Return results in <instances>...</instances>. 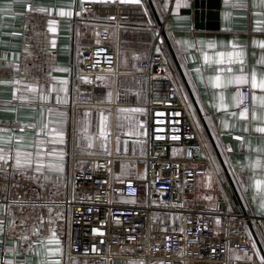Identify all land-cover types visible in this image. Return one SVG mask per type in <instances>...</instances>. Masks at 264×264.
Wrapping results in <instances>:
<instances>
[{"label": "crops", "instance_id": "1", "mask_svg": "<svg viewBox=\"0 0 264 264\" xmlns=\"http://www.w3.org/2000/svg\"><path fill=\"white\" fill-rule=\"evenodd\" d=\"M104 2H119V0H104ZM150 2L141 0L142 4L146 3L148 6L150 23L146 26L121 24L115 27L112 23L100 20L84 17L79 20L76 13L82 11L81 0H0L2 50L0 80L19 81L15 85L0 84V135L14 137L2 146L11 149L10 154L14 155V150L19 146L15 137H22L24 146L34 145L37 139L43 140L45 152L53 148L64 150L66 164V171L59 180L57 179L60 176L59 173L47 169L42 174H36L37 179L32 178V171L25 174H11L12 170L9 169L8 175L0 173V204L29 195L30 197L37 195V205L57 201L51 197L50 191L57 188V191L61 193L62 187L64 193L67 191L65 182H67L69 158L72 154L113 155L123 159L146 156L147 116L145 111H118V109H135L131 104H136L137 98L129 94L123 95L115 100V103L119 105L113 109L111 107L82 108L74 113L70 106L80 46L104 44L100 40L102 34H107L109 41L117 38L118 69L121 71L129 70L133 56L132 50L141 57L148 55L159 27L158 20L163 18L168 5L166 1L161 11L154 9L157 15L155 16L150 8ZM252 2L253 0H230L229 4L225 5L224 0H219L216 29H213L214 27H208L215 23L211 20H204L202 28L196 27L192 16L185 13V10L189 8V0H173L166 20L165 35L184 81L177 72L169 50L165 49V53L175 72L179 95L192 116L204 151L211 161L215 160L219 170L217 174L211 169L197 181V198L213 206L215 197L211 190L217 187L229 204L234 206V211L246 212L257 218L258 223L255 219L252 229L258 245L254 241L251 252L232 254L230 258L261 264L264 260V214L260 213L259 207L264 201V166H262L264 165V133L256 132L254 128L264 127V119L252 121L251 111L255 110L258 116L264 117V106L257 101L253 107L252 102V95H264V90L251 88V74L253 71L256 72L258 82L264 79V63H261L264 59V48L261 47L264 43V8H253ZM86 3L97 2L84 0V4ZM240 3L244 6H238ZM41 8L50 11H39ZM62 8L73 14L60 16L59 11ZM97 11L100 12L99 9ZM49 20L55 21V32L49 31ZM162 42L164 43L163 40ZM209 43H212L214 47L209 48ZM233 45H236L235 49ZM233 50L244 52L243 73L238 61L228 64L225 57V62L217 63L220 59L216 55L218 52L227 53ZM205 56L208 57L207 60ZM228 68L232 71L228 72ZM241 74L245 75L247 83L227 82L230 77L234 80ZM217 76L220 77L219 85H217ZM60 80L68 82L64 86L66 91H57L61 87ZM26 84L35 86L37 92H24L23 95L28 97L26 100L14 98L13 92L24 88ZM242 86L250 88V108L247 118L240 117V109L236 101L235 90ZM132 87L134 91L141 92L143 95L146 90V81L141 77L135 78ZM49 89L54 90L49 92ZM41 90L48 97L47 100H39L38 94ZM16 95L18 97L21 93L16 92ZM57 96L66 102L58 103ZM107 102L111 103L112 97L110 101L107 98ZM193 102L201 116L197 114ZM101 115L106 118L107 153L101 147L99 138ZM128 117H131L139 135L127 134L129 132ZM46 123L49 129L62 128L65 131L63 143L49 142L55 137L41 132ZM246 127L247 131H245ZM117 137H119V145H117ZM90 140L93 144L91 149L87 147ZM25 150L35 152L34 147L25 148ZM45 159L49 158L45 157ZM257 161L261 163L256 164ZM119 164L120 166L130 165L127 161H121ZM138 173L144 175L142 170ZM45 176L50 179L46 181ZM256 181H260V184L257 185ZM5 186H7L6 191ZM5 196L7 201L4 200ZM205 197H211V199ZM33 203L32 201L25 205H29L30 208V204ZM29 208L27 210H30ZM31 208V214L26 217L23 204H14L11 216L6 213L0 215V219L4 222V231L0 233V264H5L6 261H11L12 264H25V261L29 264H37V261L45 259L43 248L37 246L35 250L28 251V247L33 241L49 236L50 227L61 240L62 251L56 258L64 264L63 254L67 245L66 228L50 226L45 219L44 224L37 229L40 235L32 234L33 223L38 224L39 217L43 215L46 218L48 214L46 208L37 207L39 213L33 211L34 207ZM2 212L3 209L0 208V213ZM12 216L16 217V227L10 230L8 224ZM23 218H27L25 225L20 223ZM247 231L253 237L249 227ZM21 236H27V239H19Z\"/></svg>", "mask_w": 264, "mask_h": 264}, {"label": "built area", "instance_id": "2", "mask_svg": "<svg viewBox=\"0 0 264 264\" xmlns=\"http://www.w3.org/2000/svg\"><path fill=\"white\" fill-rule=\"evenodd\" d=\"M166 1L148 55L141 57L132 50L129 70L118 69L117 38L109 41L107 34H102L104 44L78 48L70 108L74 113L82 108L113 109L119 105L115 100L123 95L137 98V103L131 105L147 116V154L127 159L71 155L67 195L55 201L52 213L55 217L56 212H62L63 218L51 225L66 228L64 264H255L232 260L230 255L252 251L254 241L247 226L257 218L234 211L217 187L211 190L213 206L197 198V181L211 170V160L179 95L170 61L157 51L160 46L165 53L162 32H166L173 0H151L155 11H161ZM147 8L146 3H86L78 17L109 22L115 27L146 26ZM1 56L0 44V60ZM109 67L112 71H105ZM99 76L107 79L98 80ZM138 77L146 81L143 95L132 87ZM235 91L243 94L238 108L249 109L250 88L242 86ZM109 92L113 103L107 102ZM121 161L130 163L123 167V174ZM139 170L144 171L143 176ZM153 213L175 215L176 221L153 223ZM94 245L98 251H93Z\"/></svg>", "mask_w": 264, "mask_h": 264}, {"label": "snow or ice", "instance_id": "3", "mask_svg": "<svg viewBox=\"0 0 264 264\" xmlns=\"http://www.w3.org/2000/svg\"><path fill=\"white\" fill-rule=\"evenodd\" d=\"M90 2H104V0H90ZM120 3L122 4H140L141 0H119ZM230 2V0H224L225 5H228ZM238 6L243 7V3H240ZM252 7L256 8V7H260V8H264V0H253L252 2ZM81 10H84V0H81ZM39 11H50L49 9L46 8H41L39 9ZM73 13L71 11H66L63 8L60 9L59 11V15L60 16H71ZM76 15H80L79 12L76 13ZM109 19H112L111 17ZM49 31L50 32H55L56 28H55V21L54 20H49ZM150 23V22H149ZM255 43V41H254ZM209 48L214 47V45L212 43L208 44ZM261 47L264 48V43L261 44ZM236 48V45H233V49ZM157 51H159V49H157ZM220 59L217 60V63H223L225 62V57H227V63L228 64H232L236 61H238L240 63V70L241 73H243V68H244V52L243 51H237V50H233L230 52H218L216 54ZM208 57L205 56V60H207ZM110 63V61H109ZM261 63H264V59L261 60ZM95 65H93L94 67ZM105 71L107 72H111L112 69L111 67H109L108 69H106ZM228 72H231L232 69L228 68L227 69ZM82 79H86L83 78ZM98 80H105L107 79V77L105 76H99L97 77ZM217 80V85H219V81H220V77L217 76L216 77ZM228 83H233L235 82L236 84H244L247 83L248 81L245 78V75L241 74L238 75L234 78H229ZM19 83V81L16 80H0V84H17ZM68 82L66 80H60L59 84H60V88L57 91L63 92L66 91V88L64 87ZM251 88L252 89H261L264 90V79H261L259 82L257 80V75L256 72L253 71L251 74ZM54 89H49L48 91L51 92ZM16 92H20L21 95H19L17 97ZM24 92H31V93H36L37 92V88L35 86H33L32 84H26L24 86V88L22 89H16L13 92V97L14 98H18L20 100H26L28 97L23 95ZM38 98L41 101L47 100L48 97L46 95L43 94V91L41 90V92L38 94ZM108 99L109 101L111 100V92L108 93ZM243 99V94L237 92L236 94V101L237 103H241ZM223 101V98L221 97V102ZM259 101L261 106H264V95L261 96H256L255 94L252 95V102H253V107L255 106L256 102ZM57 102L58 103H64L66 101H62L61 98L59 96H57ZM223 106V105H222ZM119 112H140L142 111V109L139 108H135V109H118ZM49 113H51V109H49ZM249 114V109L247 107H243L240 112L239 115L242 118H247ZM61 115H63L61 113ZM129 120V132L127 133L128 135H139V132L136 131V126L135 124L132 122L131 117L127 118ZM258 119H264V117L258 116L257 112L255 110L251 111V120L252 121H256ZM59 123V122H58ZM247 127L245 128V131H247ZM21 131H23V129H21ZM254 131L259 132V133H264V127H255ZM41 132L44 133L45 135H53L55 137L54 140L49 141L50 143H56L57 141H59L60 143L64 142V138H65V131L62 130V128H51L49 129V125L46 123L44 125V127L41 129ZM99 138L101 140V147L104 149V151L107 153V146H106V142L108 139V134L106 131V118L101 115L100 117V131H99ZM176 137H173V139H175ZM14 137L13 136H8V137H4L3 135H0V173H4L5 175L10 174L9 173V169L12 170L11 174H25L28 171H32L33 172V179H37L36 174H42L44 172L45 169H47L48 171H54L56 173H59L60 176L57 177V179L59 180L63 174L66 171V164H65V152L63 149H56L53 148L50 151H44L43 150V145L45 144V141L43 140H39L37 139V141L35 142V144H29L27 146H24L22 143V137H15L17 144L19 145L15 150H14V155L10 154L11 153V149H6L4 148L2 145L7 144L8 142H10L11 140H13ZM117 145H119V137H117ZM35 148V152L33 151H28L25 150V148ZM87 147L89 149H91L93 147V144L91 142V140L89 141ZM117 151H119V148L117 147ZM110 154V153H109ZM45 157L49 158V159H45ZM11 161V163L9 162ZM260 161H257L256 164H260ZM264 166V165H262ZM123 165L121 166L122 168V174H123ZM210 167L212 169L213 172H216L218 174V168L216 165L215 160L211 161ZM209 175H211V173H209ZM119 179V177H117ZM44 179L47 181L50 179V177L45 176ZM129 183H131L129 181ZM257 185L260 184V181H256ZM65 186H66V182H65ZM7 190V186H5V191ZM206 199H211V197H205ZM4 200L7 201V196L4 197ZM14 204H23L22 201L19 200H13V201H8L7 203L4 204H0V208L3 209V212L0 213V215L3 214H8L9 216H11V209L12 206ZM31 207H41V208H47V211L49 213V215L45 218L43 215H41L39 217V223H33L32 225V234L39 236L40 233L39 231H37L38 227H41L44 224L45 219H47L48 224L51 226L55 223L56 219H62L63 218V214L62 212H56L55 213V217L52 216L53 213V209L56 205L55 201H52L51 203H40V204H35L33 203L32 205H30ZM259 211L260 213L264 214V201L261 202L260 207H259ZM15 216L11 217V220L9 221L8 224V228L14 229L16 227L15 224ZM27 221V218H23L21 219L20 223L21 225H25ZM206 227V225H205ZM175 230V229H174ZM4 231V222L2 219H0V233H2ZM94 232L97 230H93ZM180 231H183V229L181 228ZM49 232L50 235L42 238V239H37L35 241H33L32 243L29 244L28 247V251H33L35 250V248L38 246L40 248L44 249V254H45V259L37 261V264H62L61 260L56 258L57 255L61 254L62 248H61V240L58 238L57 233L52 230V228H49ZM19 239L21 240H26L27 236H21L19 237ZM130 239H134V237H130ZM165 239H169L168 237H166ZM51 245H55V247H51ZM93 251H98L95 248V245L93 246ZM215 251V250H213ZM231 251V250H230ZM37 255H39V252H37ZM5 264H12L11 261H6ZM25 264H29L28 261H25ZM73 264H76L75 261H73ZM129 264H143V261H129ZM159 264H163V262H159ZM261 264H264V260L261 261Z\"/></svg>", "mask_w": 264, "mask_h": 264}, {"label": "water", "instance_id": "4", "mask_svg": "<svg viewBox=\"0 0 264 264\" xmlns=\"http://www.w3.org/2000/svg\"><path fill=\"white\" fill-rule=\"evenodd\" d=\"M149 2H150V0H149ZM189 3H190L189 8H187L185 10V13L192 16L193 21L196 24V27L202 28L203 27L202 22H204V20H211V21H214L215 23L208 25V27H211V28L214 27L213 29H216V20L218 18V13H219L218 12L219 11V0H189ZM150 8L153 10L155 16H157L152 5H151V2H150ZM158 24H160L159 20H158ZM162 40L164 41L166 49L169 50V53L171 55L172 61L175 64V67L177 69L178 74L181 76L182 80L184 81V77L182 75L181 69H180L179 64L175 58V55H174V53L170 47V44L167 41V38H166L164 31L162 32ZM193 104H194V107H195L197 114H199L198 113L199 111L197 109L196 104L194 102H193ZM212 144L214 146L213 142H212ZM215 151L218 154L216 148H215ZM217 156H219V155H217ZM242 214H246V212H242ZM247 227L250 228L251 234L253 236L252 237L253 241H255V243L258 245L254 231L252 229V224H248Z\"/></svg>", "mask_w": 264, "mask_h": 264}, {"label": "rangeland", "instance_id": "5", "mask_svg": "<svg viewBox=\"0 0 264 264\" xmlns=\"http://www.w3.org/2000/svg\"><path fill=\"white\" fill-rule=\"evenodd\" d=\"M162 42V41H161ZM163 43V42H162ZM159 50L161 51V53L163 52V54L165 55L166 53H164V51L163 50H161V48H160V46H159ZM166 58H168V56H167V54H166ZM203 142H204V140H203ZM69 161H70V158H69ZM69 163V162H68ZM66 180H67V182H66V185H67V190H68V173H67V178H66ZM65 187V186H64ZM50 193H51V197L54 199V200H59V199H63L64 197H65V194L67 195V191L64 193V188L62 187V192L61 193H59L58 191H57V188H54V189H52L51 191H50ZM28 197H30V195L29 196H22V197H20L19 198V201H22L23 203L24 202H26V203H28V202H34L35 204L36 203H38V199H37V195H31V197L30 198H28ZM50 197V196H49ZM32 198V199H31ZM33 198H34V200H33ZM17 200V199H16ZM31 205V204H30ZM27 208H29V205H23V209L26 211V212H24V214H25V217L27 216V215H30L31 214V212H30V210H32V208L30 207L29 209L30 210H27ZM33 211L35 212H37V213H39V208H37V207H34V209H33ZM32 211V212H33ZM175 217H177V216H175V215H165V214H162V215H159L158 213H153L152 215H151V219H152V222L153 223H157V224H159V223H168V224H172V223H174L175 221H176V218ZM178 222H179V220H178ZM178 222H177V224H178ZM171 230V229H170Z\"/></svg>", "mask_w": 264, "mask_h": 264}]
</instances>
